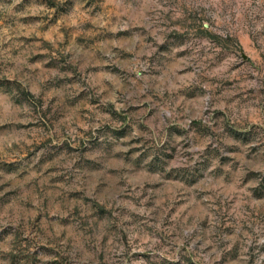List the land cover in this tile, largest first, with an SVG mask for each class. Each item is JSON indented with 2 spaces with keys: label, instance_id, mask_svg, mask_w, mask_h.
<instances>
[{
  "label": "rangeland",
  "instance_id": "obj_1",
  "mask_svg": "<svg viewBox=\"0 0 264 264\" xmlns=\"http://www.w3.org/2000/svg\"><path fill=\"white\" fill-rule=\"evenodd\" d=\"M0 264H264V0H0Z\"/></svg>",
  "mask_w": 264,
  "mask_h": 264
}]
</instances>
